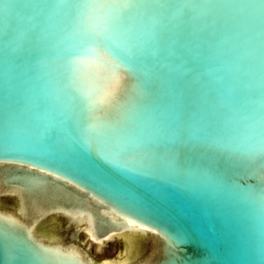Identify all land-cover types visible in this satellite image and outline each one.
<instances>
[{"label":"water","instance_id":"1","mask_svg":"<svg viewBox=\"0 0 264 264\" xmlns=\"http://www.w3.org/2000/svg\"><path fill=\"white\" fill-rule=\"evenodd\" d=\"M68 2L0 0V264L45 248L64 264H167L176 233L177 264H264V209L241 199L259 173L202 142L264 96V0H134L171 6L151 10L135 57L151 118L138 138L91 142L62 87L58 57L82 47L64 38ZM86 72L102 91L103 67Z\"/></svg>","mask_w":264,"mask_h":264},{"label":"snow or ice","instance_id":"2","mask_svg":"<svg viewBox=\"0 0 264 264\" xmlns=\"http://www.w3.org/2000/svg\"><path fill=\"white\" fill-rule=\"evenodd\" d=\"M61 7L65 10L64 38L74 39L82 46L78 54L58 59L64 68L62 87L75 93L73 98L82 109L85 138L91 142L94 137L111 133H119L124 140L138 138L137 125L150 119L151 113L148 92L138 77L135 57L143 45L142 31L155 26L151 10L171 6L141 4L134 0H70ZM92 63L103 67L105 87L102 91L84 86L86 67ZM202 142L226 165L259 173V189L249 187L241 199L248 204L259 203L264 209V96L257 100L250 95L241 109L230 112L205 134ZM20 179L26 187L30 183L27 177ZM215 180L219 182L218 177ZM147 201L148 194H143L142 210ZM168 239L173 251L167 264H177V252L188 238L176 233ZM60 255L57 249L37 250L34 264H49V257H56V264H64Z\"/></svg>","mask_w":264,"mask_h":264}]
</instances>
